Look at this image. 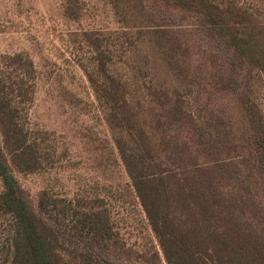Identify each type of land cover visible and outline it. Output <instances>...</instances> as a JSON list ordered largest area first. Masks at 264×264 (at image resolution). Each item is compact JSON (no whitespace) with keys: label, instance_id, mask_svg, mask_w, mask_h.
<instances>
[{"label":"rangeland","instance_id":"1","mask_svg":"<svg viewBox=\"0 0 264 264\" xmlns=\"http://www.w3.org/2000/svg\"><path fill=\"white\" fill-rule=\"evenodd\" d=\"M235 1L264 22V0ZM141 2L0 0V77L11 90L24 88L18 101L35 163H16L24 194L54 223L56 248L73 246L66 242L74 235L79 244L108 248L115 264L153 263L154 250L164 258L116 146L115 138L128 128L113 127L119 123L106 90L112 92L121 80L131 107L141 102L138 109L147 114L142 100L147 92L177 89L194 117L215 124L224 150L242 154L224 127V119H236L237 97L225 68L213 63L194 29L195 19L175 14L174 25L163 26L148 13L147 1ZM238 90L257 105L264 124V74L243 76ZM237 167L243 171V198L253 199L256 209L261 199L246 190L249 172L244 164ZM64 207L67 220L59 214ZM93 213L103 217L99 241H93L97 231L87 219ZM13 226L10 215L0 214V263L7 259L2 248Z\"/></svg>","mask_w":264,"mask_h":264},{"label":"trees","instance_id":"2","mask_svg":"<svg viewBox=\"0 0 264 264\" xmlns=\"http://www.w3.org/2000/svg\"><path fill=\"white\" fill-rule=\"evenodd\" d=\"M145 1L148 13L163 26L172 27L175 14L195 19L194 29L213 63L225 68L237 97L236 119H224V127L229 130L226 137L242 152H226L215 124L194 117L177 89L147 92L142 98L147 114L139 111L141 102L131 107L121 80L112 92L105 91L119 123L113 127L128 128L115 143L164 258L154 250L150 264H264V124L257 105L238 90L243 76L264 74V22L235 0ZM178 45L175 51L181 49ZM24 93L21 87L11 90L8 79L0 77V214L14 222L2 248L7 259L0 264H115L108 248L88 241L79 244L74 235L66 242L73 246L56 248L54 223L25 196L16 163H35L18 101ZM243 164L251 178L246 190L261 199L256 209L251 208L253 199L243 198V171L237 167ZM43 201L41 209L46 208ZM61 212L67 220L69 210ZM87 219L97 231L93 241H99L103 217L93 213Z\"/></svg>","mask_w":264,"mask_h":264}]
</instances>
